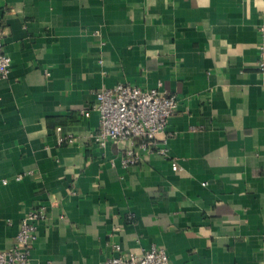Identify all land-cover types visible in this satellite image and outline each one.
<instances>
[{
  "label": "crops",
  "instance_id": "1",
  "mask_svg": "<svg viewBox=\"0 0 264 264\" xmlns=\"http://www.w3.org/2000/svg\"><path fill=\"white\" fill-rule=\"evenodd\" d=\"M262 24L264 0H0V250L45 205L35 263L101 264L118 245L264 264ZM119 84L178 96L168 158L124 167L127 144L94 142L95 94Z\"/></svg>",
  "mask_w": 264,
  "mask_h": 264
},
{
  "label": "built area",
  "instance_id": "2",
  "mask_svg": "<svg viewBox=\"0 0 264 264\" xmlns=\"http://www.w3.org/2000/svg\"><path fill=\"white\" fill-rule=\"evenodd\" d=\"M260 59L259 70L264 74V24L259 26ZM12 60L4 51L0 38V80L7 79L11 72ZM96 102L91 107L99 115L100 124L93 139L105 148L108 142L127 144L122 156L124 167L141 162L140 152L164 158L169 157L166 128L169 119L178 110V96L161 92L159 89H143L136 85L119 84L114 88H103L96 92ZM89 117L90 112H84ZM59 130H61L59 128ZM76 141L71 134L61 138V144L72 145ZM172 169H180L172 161ZM17 180H21L19 176ZM206 185V184H204ZM48 206H37L21 220L15 244L7 250H0V264H39L31 260L33 244L37 240V224L47 220ZM114 255L101 264H171L163 248L152 246L141 255L126 256L120 246H114Z\"/></svg>",
  "mask_w": 264,
  "mask_h": 264
}]
</instances>
